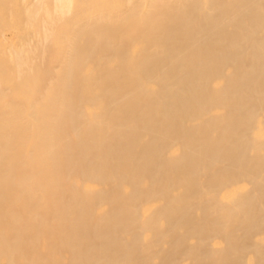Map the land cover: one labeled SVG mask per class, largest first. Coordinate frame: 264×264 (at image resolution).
Here are the masks:
<instances>
[{"label": "bare ground", "instance_id": "6f19581e", "mask_svg": "<svg viewBox=\"0 0 264 264\" xmlns=\"http://www.w3.org/2000/svg\"><path fill=\"white\" fill-rule=\"evenodd\" d=\"M0 264H264V0H0Z\"/></svg>", "mask_w": 264, "mask_h": 264}, {"label": "rangeland", "instance_id": "374dc122", "mask_svg": "<svg viewBox=\"0 0 264 264\" xmlns=\"http://www.w3.org/2000/svg\"><path fill=\"white\" fill-rule=\"evenodd\" d=\"M22 29L20 27L16 28V32L13 31H7L6 36L8 37V41L14 40V37L16 36L17 33H21Z\"/></svg>", "mask_w": 264, "mask_h": 264}]
</instances>
